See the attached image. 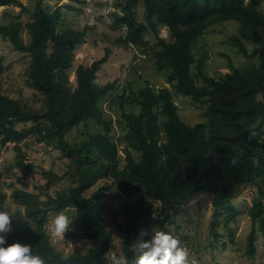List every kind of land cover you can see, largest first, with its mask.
Instances as JSON below:
<instances>
[{
  "label": "trees",
  "instance_id": "16d2710c",
  "mask_svg": "<svg viewBox=\"0 0 264 264\" xmlns=\"http://www.w3.org/2000/svg\"><path fill=\"white\" fill-rule=\"evenodd\" d=\"M139 1L145 6L149 27L157 32L159 24L167 26L170 40L161 38L154 45L152 38L146 37L149 27L135 14ZM259 1L119 0L123 13L114 9V22L126 25L127 31L116 42L151 54L157 69L166 73L167 81L177 91L207 105L205 120L190 125L181 118L170 87L156 88L147 82L137 92L126 94L125 90L118 96L120 105H137L139 111H122L120 121L125 131L119 139L125 143L124 165L119 163L120 144L112 134L113 120L106 117L102 105L108 94L118 88V81L98 79L111 48L107 46L104 55L91 63H79L73 82L68 71L75 49L86 41L90 25L60 28L62 6L44 7L42 0L26 25L20 20L0 23V35L9 38L14 48L29 54L28 82L45 98L41 110L3 93L1 75L6 65L0 56L2 141L20 142L36 133L53 142L72 163V184L55 195L49 192L53 180L46 170L48 181L42 192L46 198L39 192L14 191V198L24 204L25 212H16L5 246L32 240L34 253L41 255L46 264H105L104 255L112 246L113 234L101 198L112 186L125 194L123 212L127 218L117 227L122 231L123 250L130 260L133 254L129 248L142 230L159 226L168 231L166 224L175 219L179 206L201 192L214 193V225L222 223L230 229L238 214L234 205L237 187L244 183L259 188L249 214L259 221L264 236V12L257 5ZM0 4L27 9L21 0H0ZM224 19L240 22L239 35L232 36L233 43L244 55H259L260 61L245 68L231 64V70L220 77L207 75L201 69L195 73L199 39L215 21ZM24 29L28 31V41L23 36ZM248 41L255 44L251 52ZM197 76H202L205 84L198 83ZM162 116H166L164 121ZM89 121L101 126V130L70 142L67 133ZM19 122L31 125L19 128ZM251 131L256 135L250 139ZM16 148L21 155L22 148ZM133 151L138 152V157ZM234 158L236 164L231 163ZM17 163L32 167L23 159ZM105 178L112 180L91 190ZM71 206L75 207L80 233L90 239L91 246L85 253L63 257L52 245L45 225L50 211ZM255 251L253 227L248 252Z\"/></svg>",
  "mask_w": 264,
  "mask_h": 264
},
{
  "label": "rangeland",
  "instance_id": "374dc122",
  "mask_svg": "<svg viewBox=\"0 0 264 264\" xmlns=\"http://www.w3.org/2000/svg\"><path fill=\"white\" fill-rule=\"evenodd\" d=\"M21 1L26 4L27 9H22L16 4H0V23L6 24L13 20H20L26 25L33 19V10L39 0ZM118 2L119 0H42V5L51 9L57 5L62 6L63 17L60 28L90 25L86 41L79 44L75 49L73 65L68 71L71 81L75 80V69L79 63H90L100 58L104 55L107 46L111 50L116 48L115 56H112L111 51L109 61L103 65L98 73V79L100 82L118 81V88L108 94L102 105L106 117L113 120L112 134L120 144L119 163L124 165L126 162V155L123 151L125 143L119 139L125 131L124 123H121L123 121L122 111H139L137 105L128 103H125L123 107L120 105L118 96L125 90L126 94L137 92L147 82H151L156 88L170 87L181 118L190 125L205 120L207 105L194 101L190 96L177 91L167 81L166 73L157 69L151 54H145L141 48L134 45L125 46L116 42L119 34H126L127 31L126 25L121 24L113 28L111 24V20L115 18L114 9L123 13L122 6ZM257 5L264 12V0L257 2ZM135 8L136 19L145 22L146 11L143 2L139 1ZM108 17L110 18L108 19ZM239 27L240 22L238 20L224 19L215 21L207 29L195 47L196 61L193 66L195 73L198 72V69L200 72L201 69L207 75L220 77L221 74L231 70V64L245 68L260 61L259 55H244L233 43L232 36L239 35ZM115 29L119 30L116 31ZM157 29L156 33L159 39L170 40V32L167 26L159 24ZM145 35L148 39L152 38L154 45L158 44L159 41L153 40L150 31L145 32ZM23 36L26 41L29 40L27 29L23 30ZM246 43L249 52H251L255 48V44L251 41ZM0 56L4 57V64L6 65L1 75L3 93L20 99L26 106L42 110L45 106V98L28 82L29 54L14 48L9 38L0 35ZM200 58L203 59L202 62L199 61ZM197 81L200 84H205L202 76H197ZM260 98H262L261 95ZM165 119L166 116L161 117V120L164 121ZM30 125L31 122L17 123L19 128L30 127ZM98 130H101V126L93 121L83 122L73 127L67 133V138L70 142H76L88 137L90 132ZM17 145L22 148L21 155L18 153ZM133 153L138 157V152L133 151ZM19 159H23L26 164H31L32 167L18 166ZM71 168L70 158L66 157L53 142H48L39 134L32 133L20 142H3L0 137V210L13 212V219L16 212H25L24 204L13 196L17 189L39 192L42 198H46V195L42 193L45 192L48 181L44 170L50 172V177L53 180V184L49 188L50 193L55 195L58 191L69 187L72 184ZM56 174L60 178L56 177ZM111 180V178L101 179L91 190L105 182H111ZM258 194L259 188L255 184L244 183L237 187L234 205L238 214L228 229L222 223L217 225L213 223L215 208L212 202L214 193L201 192L179 206L175 219L166 224L168 231L159 226H151L141 231L147 233L143 239H151L155 228L166 231L180 240L189 253V260L195 261V264H264V236L259 221L253 220L249 214V208L254 204V197ZM101 201L106 208L104 209L105 218L113 234L112 246L109 250L125 254L122 231L117 227L118 222H125L127 218L123 212L125 194L112 186L107 194L101 198ZM60 212L69 217H75L74 206L60 211L52 210L49 213L45 228L51 217ZM253 227L256 228V251L251 254L248 252V237ZM140 238L141 233L135 242ZM50 241L55 250L63 257H69L76 252L85 253L91 246L90 239L81 235L76 217L73 220L72 230L66 233L64 241L54 239H50ZM19 243L34 246L32 240Z\"/></svg>",
  "mask_w": 264,
  "mask_h": 264
},
{
  "label": "clouds",
  "instance_id": "9594fccd",
  "mask_svg": "<svg viewBox=\"0 0 264 264\" xmlns=\"http://www.w3.org/2000/svg\"><path fill=\"white\" fill-rule=\"evenodd\" d=\"M248 2L245 0L246 4ZM255 135L251 131L249 138ZM231 163L236 164L237 159L234 158ZM13 216L14 213L9 210H0V264H46V260L34 253L29 244L14 242L5 246L6 237L12 231ZM74 219L63 212L51 217L46 227L49 238L64 241L66 233L72 230ZM145 235L146 232H141V238L130 246L131 260L126 254L109 250L104 255L107 264H195V261L189 260V253L180 240L172 234L155 228L151 239H143Z\"/></svg>",
  "mask_w": 264,
  "mask_h": 264
},
{
  "label": "water",
  "instance_id": "95a60500",
  "mask_svg": "<svg viewBox=\"0 0 264 264\" xmlns=\"http://www.w3.org/2000/svg\"><path fill=\"white\" fill-rule=\"evenodd\" d=\"M144 23L149 27V22H148L147 18L145 19V22ZM149 31L153 35V40L155 42H158L160 40L159 37H158V34L152 28H150V27H149Z\"/></svg>",
  "mask_w": 264,
  "mask_h": 264
},
{
  "label": "crops",
  "instance_id": "0c3cea01",
  "mask_svg": "<svg viewBox=\"0 0 264 264\" xmlns=\"http://www.w3.org/2000/svg\"><path fill=\"white\" fill-rule=\"evenodd\" d=\"M110 17H108V19H109ZM111 24L113 25V28H115V27H117V25H121V24H117V23H115L114 22V20H111ZM116 31H118L119 29H115ZM114 30V31H115ZM120 36H122V35H124V34H119ZM119 37V36H118ZM119 49V48H118ZM115 54H116V48H112V56H115ZM110 59V58H109ZM109 61V60H108ZM92 62V61H91ZM90 62V63H91ZM110 64V63H109Z\"/></svg>",
  "mask_w": 264,
  "mask_h": 264
}]
</instances>
